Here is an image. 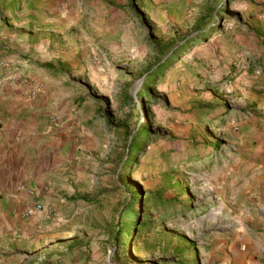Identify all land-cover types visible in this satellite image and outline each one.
Instances as JSON below:
<instances>
[{
  "label": "rangeland",
  "instance_id": "obj_1",
  "mask_svg": "<svg viewBox=\"0 0 264 264\" xmlns=\"http://www.w3.org/2000/svg\"><path fill=\"white\" fill-rule=\"evenodd\" d=\"M52 3L42 23L0 11V42L35 61L22 82L89 133L26 264L65 242L76 264H264V0ZM100 189L114 191L102 205L68 199Z\"/></svg>",
  "mask_w": 264,
  "mask_h": 264
},
{
  "label": "crops",
  "instance_id": "obj_2",
  "mask_svg": "<svg viewBox=\"0 0 264 264\" xmlns=\"http://www.w3.org/2000/svg\"><path fill=\"white\" fill-rule=\"evenodd\" d=\"M3 1L0 11L4 14L37 15L41 23L48 21L41 16L56 11L52 0ZM14 45L9 40L0 42V264H26L25 254L34 253L39 232L51 217L48 212L53 209L52 201L65 191L68 173L64 169L80 156L78 151L89 135L85 128H75L78 113H68L61 123L51 117L42 88H35V94L29 95L22 80L35 76V61L27 63L23 56H17ZM69 120L72 126H68ZM33 202H39L41 210L25 215L24 208ZM49 236L58 239L57 232ZM74 254L69 242L49 247L50 262L45 264H76L71 260Z\"/></svg>",
  "mask_w": 264,
  "mask_h": 264
},
{
  "label": "trees",
  "instance_id": "obj_3",
  "mask_svg": "<svg viewBox=\"0 0 264 264\" xmlns=\"http://www.w3.org/2000/svg\"><path fill=\"white\" fill-rule=\"evenodd\" d=\"M119 129H121L123 132L126 131V127H124L123 125L118 126ZM147 133L146 130H144V128H141V130H139V133L137 134V136L133 137L131 136L130 141L127 143V150L126 152L131 151L132 155L135 156L136 152L138 153V151H140V147H138V145L143 141V135H145ZM141 137V141H139L138 143L136 141H138ZM144 139V138H143ZM131 159L127 158L126 162H129ZM130 186H126L123 185L122 189H123V193H122V197L120 198V195L117 196V204H119L120 202L123 204L124 207H130L132 209V211L134 212V206H132V204L138 200V195H137V191L136 190H131L129 189ZM114 191H107L104 189H100L98 191H96V193L94 195H92L91 197H87V196H72L70 195L69 200L74 201V200H81L84 201L87 204H92V205H102L106 200H108L110 198V194L113 195ZM121 194V193H120ZM137 212L135 211V219L129 221L126 225L123 224L121 222V216H119V218L116 221V231H115V242L116 245H124L125 244H129V239L130 237H134V234H136V231L138 230L137 228V222H136V214ZM138 220V218H137ZM137 229V230H136Z\"/></svg>",
  "mask_w": 264,
  "mask_h": 264
},
{
  "label": "built area",
  "instance_id": "obj_4",
  "mask_svg": "<svg viewBox=\"0 0 264 264\" xmlns=\"http://www.w3.org/2000/svg\"><path fill=\"white\" fill-rule=\"evenodd\" d=\"M35 94V89L31 88L29 89V95H34ZM41 210V204L39 202H33L30 206H27L24 208V214L29 215L33 211Z\"/></svg>",
  "mask_w": 264,
  "mask_h": 264
}]
</instances>
